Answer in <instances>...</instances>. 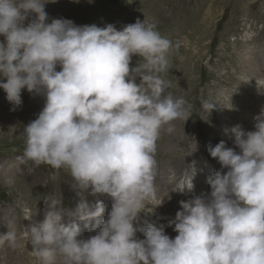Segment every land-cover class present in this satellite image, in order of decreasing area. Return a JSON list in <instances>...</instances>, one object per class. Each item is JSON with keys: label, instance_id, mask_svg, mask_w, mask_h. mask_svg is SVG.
<instances>
[{"label": "clouds", "instance_id": "obj_1", "mask_svg": "<svg viewBox=\"0 0 264 264\" xmlns=\"http://www.w3.org/2000/svg\"><path fill=\"white\" fill-rule=\"evenodd\" d=\"M49 2L55 0H0V89L10 111L22 105L24 89L45 98L23 129L21 159L66 169L83 197L70 214L54 200L43 222L25 231L33 264H264V111L254 118V131L231 129L239 152L224 140L207 146L221 170L208 179L207 196L180 201L168 221L178 235L170 238L163 224L141 213L149 206L153 211L145 214L154 213L164 199L156 185L161 131L190 117L186 101L167 91L161 76L170 67L172 41L145 19L121 30L64 18L49 23ZM133 56L141 58L135 67ZM214 104L202 106L210 112ZM192 176L177 181L171 172L172 192L191 191ZM89 190L111 198L107 219L105 203L84 197ZM65 214L96 234L80 238V224L62 223ZM32 215L25 209L24 219ZM5 241L18 247L11 230L0 237Z\"/></svg>", "mask_w": 264, "mask_h": 264}, {"label": "rangeland", "instance_id": "obj_2", "mask_svg": "<svg viewBox=\"0 0 264 264\" xmlns=\"http://www.w3.org/2000/svg\"><path fill=\"white\" fill-rule=\"evenodd\" d=\"M50 5L53 7L45 6L46 12L72 6L75 11L82 10L80 19L87 18L98 27L114 24L117 30L145 19L155 23L160 34L172 41L170 67L161 76L170 84L167 91L186 101L190 117L184 120L182 129L188 146L182 148L178 139H171L174 132L164 129V135L169 137L165 142H170L174 152L168 149L157 155L162 148L156 152L157 192L169 207L183 196L186 200L207 196L211 191L208 179L221 170L207 146L224 140L227 147L235 150L231 129L239 125L244 131H254V118L264 111V86H261L264 85V0H55ZM245 33L251 34V38H242ZM140 59L133 56L131 67ZM43 98L34 96L28 100L21 94L22 105L10 111L13 105L0 89V237L11 230L18 241L16 248L9 247L7 241L0 243V264H33L25 231L43 222L47 207L54 200H62L60 210L70 214L83 198L66 169L56 171L46 164L36 166L21 159L26 140L23 129L38 117ZM205 101L215 103L210 112L202 106ZM200 132L205 143L195 140ZM192 155L193 159L188 157ZM173 171L177 181L193 172V189L172 192L175 183L169 177ZM83 195L92 204L105 203L102 218H108L112 204L109 197L92 195L90 190ZM25 209L33 214L31 219H24ZM144 211L151 213L153 208L145 207ZM145 213H141V219L163 224L170 238L178 235L174 225L168 226L172 219L169 214L157 213L155 209L152 214ZM73 220L76 218L65 214L62 223ZM76 222L82 230L80 238L88 239L96 234L86 229L83 222ZM136 235L144 239L142 233Z\"/></svg>", "mask_w": 264, "mask_h": 264}, {"label": "bare ground", "instance_id": "obj_3", "mask_svg": "<svg viewBox=\"0 0 264 264\" xmlns=\"http://www.w3.org/2000/svg\"><path fill=\"white\" fill-rule=\"evenodd\" d=\"M80 2H82V1H80ZM50 3H52V2H49V3H47L45 6H47L48 5V8H51V7H53V6H51L50 5ZM66 7L67 6H62V7H60V8H58V9H54L53 11H51V12H49L50 10H47L48 12V15H49V20H48V22L50 23L51 22V20L52 19H58V18H64V19H68V20H71V21H73L74 22V24L75 25H77V26H83V25H91L90 23H89V21H88V19L86 18V19H80V17H79V15H81V11L82 10H79V11H75L73 8H72V6H69L67 9H66ZM79 18V20L78 19H76V18ZM29 21H25V25H27V23H28ZM0 37H2L3 38V40H4V37L3 36H0ZM1 38H0V41H3ZM165 76V75H164ZM137 82H139V79L137 80ZM21 94H24V96H25V98L27 97V99L29 100V98H31V97H34L35 96V98H37L38 96H41V95H36V94H33V93H29L28 91H27V89H24V90H22V93ZM31 100V99H30ZM36 101V100H35ZM192 101V100H191ZM30 102V101H29ZM44 103H45V98H43V101L40 103V110H42L43 109V107H44ZM32 104V103H31ZM37 118V117H36ZM225 122V121H224ZM196 124H197V122H195ZM183 124H184V120L183 119H178V120H176V121H174V122H172V128H174L173 130H172V133L174 132V135H173V138L171 137V139H174V138H176V139H178V143L182 146V148H184V146L185 147H187L188 146V142L186 141L187 139H186V137H185V134H184V131L185 130H183L182 128H184L183 127ZM225 126V125H224ZM166 129H167V127H166ZM166 131V130H165ZM164 129L161 131V133H160V137H159V139H158V141H157V150H159L160 148H162V150L160 149V151L157 153V155L158 154H160V153H163V152H165L166 150H168V149H170L172 152H174V149L169 145L170 144V142L169 143H166L165 141L167 140V139H169V137L167 138L166 137V135H164ZM168 132V131H167ZM226 133V132H225ZM169 134V133H168ZM189 137V136H188ZM195 140H197V143H199L200 141H202L203 140V133H201L200 132V134H199V136L197 135L196 137H195ZM161 142H163L164 143V146L162 145L161 146ZM202 142H204V141H202ZM175 143H176V141H175ZM205 143V142H204ZM184 144V145H183ZM191 145V144H190ZM161 146V147H160ZM195 147V146H194ZM179 148V147H178ZM190 148V147H189ZM180 150V149H179ZM189 150H191V149H189ZM235 151H238V149L236 148L235 149ZM182 152V151H181ZM181 152H180V154H181ZM192 152H193V154H196L197 152H196V149L194 150H192ZM189 158L190 157H192V159L194 158V156L192 155V156H188ZM197 157V156H196ZM180 158V157H179ZM198 158V157H197ZM196 160V159H195ZM183 163H185L184 161H183ZM196 163V162H195ZM210 169H213V168H210ZM209 169V170H210ZM201 170V169H200ZM206 171H208V170H205L204 172H206ZM201 174H203V173H200L199 175H201ZM194 176V175H193ZM70 178L73 180V178L70 176ZM74 181V180H73ZM74 183H75V181H74ZM76 184V183H75ZM189 191V190H188ZM158 194H159V192H157ZM160 199H163V197H160V196H158ZM108 199H111V198H108ZM187 198L186 197H184L183 196V199H178L176 202H175V204H174V206H171V207H169L168 205H169V203H166L164 200H163V203L160 205V206H158V207H156L155 208V210H157V213H159L160 212V214H163V215H165V214H169L170 215V218H172V219H174L175 218V215H176V212L177 211H179V210H181V205H180V201H187L186 200ZM172 207H173V209H174V211H172ZM161 210V211H160ZM159 216V215H158ZM158 216H156V217H158ZM159 217H161V216H159Z\"/></svg>", "mask_w": 264, "mask_h": 264}]
</instances>
